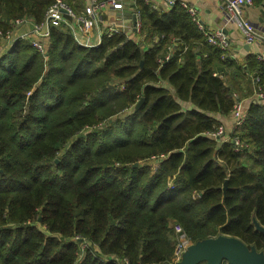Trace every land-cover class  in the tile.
<instances>
[{
    "label": "trees",
    "instance_id": "obj_1",
    "mask_svg": "<svg viewBox=\"0 0 264 264\" xmlns=\"http://www.w3.org/2000/svg\"><path fill=\"white\" fill-rule=\"evenodd\" d=\"M53 1L0 0V29ZM135 4L138 41L51 25L44 54L18 39L0 55V264L170 262L171 223L264 253V100L230 131L240 150L209 133L250 80L264 91V62L209 45L179 0Z\"/></svg>",
    "mask_w": 264,
    "mask_h": 264
},
{
    "label": "built area",
    "instance_id": "obj_2",
    "mask_svg": "<svg viewBox=\"0 0 264 264\" xmlns=\"http://www.w3.org/2000/svg\"><path fill=\"white\" fill-rule=\"evenodd\" d=\"M142 1L154 8L162 5L169 7L175 2V0ZM179 1L203 32L206 42L227 53L229 35L224 32L223 28L215 30L205 28L199 19L197 8L184 0ZM253 2V0H222L224 25L229 22L236 24L241 30L244 43L247 45H251L262 38V35L253 24L243 16L244 7L253 5ZM135 3L136 0H85L83 9L80 12H76L64 0H54L47 7L41 21L36 22L27 17H16L12 20L9 28L0 29V39L4 42V45L0 46V55L4 54L18 39L27 40L37 51L44 54L47 50L49 27L51 25H65L70 30L74 40L82 46H97L102 36L110 37L118 33H124L127 38L134 40L133 36L136 34L139 36L141 30V14ZM108 9L118 10L120 16L116 18H108L107 16V20L104 19V13ZM103 19L106 21H103ZM129 22L131 30L127 31ZM25 25H29L30 29L23 30L22 27ZM173 43L174 38L171 39L170 44L167 46V54L164 56L165 60H168L171 55ZM256 57L264 61V55L257 54ZM160 61L162 62L163 59ZM255 80L257 81L258 78ZM254 95L255 99L264 100V91L261 90L260 86H258ZM234 98L235 102L230 112L232 129L242 123L245 114L242 100L237 98V94H234ZM230 131L227 132L220 125L215 131L209 133L221 142L231 143L233 149L238 151L243 147L244 143L237 135H231ZM156 160L154 159V161ZM170 226L176 237L173 252V261L175 263L181 260L191 241H189L180 224L171 223ZM121 264H128L127 260L123 258Z\"/></svg>",
    "mask_w": 264,
    "mask_h": 264
},
{
    "label": "crops",
    "instance_id": "obj_3",
    "mask_svg": "<svg viewBox=\"0 0 264 264\" xmlns=\"http://www.w3.org/2000/svg\"><path fill=\"white\" fill-rule=\"evenodd\" d=\"M190 4H193L197 8L199 19L201 20L203 26L209 30H215L219 28H223L225 33L229 35V49L228 54L231 58L242 61L245 59L247 55L257 54L264 55V11L262 10L263 5L261 2H253V5L245 6L243 9V16L249 22L253 24L256 30L262 35V38L259 41L254 42L251 45H247L243 41V36L241 33L240 28L232 23L229 22L224 25L223 21V9H222V0H184ZM108 18H116L120 16L118 10L108 9L104 13V19ZM260 18L262 21H260ZM103 21H106L104 20ZM132 22V20H131ZM23 30L30 29L29 25H25L22 27ZM131 30L130 22L127 26V31ZM135 41L140 40L139 36L136 34L133 36ZM4 42H0V46H3ZM264 62V61H263ZM250 77L249 73H246L245 79ZM258 85L256 80H250L249 86L246 88L241 89L242 93V102L244 106H247L251 100L255 99L254 93L256 92ZM262 86V85H261ZM183 106H190L188 103H183ZM217 120L220 122L226 131H230L232 129V116L229 114L227 115H218Z\"/></svg>",
    "mask_w": 264,
    "mask_h": 264
},
{
    "label": "water",
    "instance_id": "obj_4",
    "mask_svg": "<svg viewBox=\"0 0 264 264\" xmlns=\"http://www.w3.org/2000/svg\"><path fill=\"white\" fill-rule=\"evenodd\" d=\"M260 21H262L261 18ZM142 101L143 97L135 103L134 108L137 109ZM260 230L264 232V227H260ZM223 259H226L230 264H264L263 252H256L253 248L249 249L239 238L223 234L188 246L181 260L175 264H199L201 262H204L203 264H221Z\"/></svg>",
    "mask_w": 264,
    "mask_h": 264
},
{
    "label": "rangeland",
    "instance_id": "obj_5",
    "mask_svg": "<svg viewBox=\"0 0 264 264\" xmlns=\"http://www.w3.org/2000/svg\"><path fill=\"white\" fill-rule=\"evenodd\" d=\"M80 12V11H79ZM0 42H2V40L0 39ZM245 107V106H244ZM224 128V127H223ZM225 129V128H224ZM176 238V237H175ZM195 243H197V242H192L191 241V243L189 244V246H191V245H193V244H195ZM174 246H175V244H174ZM175 248V247H174ZM173 252H174V249H173ZM256 252H261V251H256ZM264 254V253H263ZM164 263H170V264H175L174 263V261H173V254H172V258H171V261L170 262H164ZM158 264H160V263H158Z\"/></svg>",
    "mask_w": 264,
    "mask_h": 264
}]
</instances>
